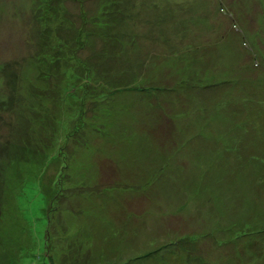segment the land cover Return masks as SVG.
Listing matches in <instances>:
<instances>
[{
  "label": "rangeland",
  "instance_id": "1",
  "mask_svg": "<svg viewBox=\"0 0 264 264\" xmlns=\"http://www.w3.org/2000/svg\"><path fill=\"white\" fill-rule=\"evenodd\" d=\"M34 1L0 0V264H264V0L69 1L147 88L99 103L39 77Z\"/></svg>",
  "mask_w": 264,
  "mask_h": 264
},
{
  "label": "trees",
  "instance_id": "2",
  "mask_svg": "<svg viewBox=\"0 0 264 264\" xmlns=\"http://www.w3.org/2000/svg\"><path fill=\"white\" fill-rule=\"evenodd\" d=\"M70 2L77 3L80 7L83 6L85 3V0H35V9L33 10V13L35 15L34 22L36 28L37 34L40 33L41 38L40 42H37L38 50L36 53L32 54L30 57V62L34 63L38 66L39 69H41V75L39 77L46 80L47 83H52L48 81L50 78L55 82L54 87L52 91L56 93V90L58 88V85L65 83H68L70 87V91L76 93H82L83 95L90 94L92 99L96 100L98 103L104 101L107 99L108 101L111 99L113 100V96L115 94L127 92V91H142L146 90V87H142L137 82L130 81L126 84L119 83L118 81L112 82L111 78L114 76H107L102 74L98 68L93 66L90 63L81 61L75 54L76 49L73 50V46L76 44L78 45V48L80 45L86 44V36L87 32H89L86 28L80 29L77 31L76 38H69L65 37L67 36L64 31H70L72 29V19L68 17V10H66V4ZM97 1V0H95ZM103 6L99 9L97 16L100 15H106L108 14L105 11H101ZM104 10L106 8L104 7ZM39 12V13H38ZM117 16V15H116ZM96 20H105L106 25L109 27L112 23L111 20L103 18H99ZM83 21L85 26H87V19L83 17ZM69 32V33H70ZM83 43V44H82ZM44 44V46H41ZM115 47H124L125 45L121 40H116V43H114ZM84 46V45H83ZM97 58L101 59V55L98 54ZM110 59H107V61L104 60L102 63H110ZM101 63V62H99ZM43 68L44 69L42 72ZM6 71V70H5ZM6 73V72H5ZM192 77V76H190ZM69 81V82H68ZM9 82H13V75L9 77ZM34 88V87H33ZM35 90H38V92H42L38 87L35 86ZM33 90V91H35ZM36 92H31L33 95ZM102 98L97 99L95 96H100ZM58 95V94H57ZM57 95H52V100H55L59 98L56 97ZM95 95V96H94ZM9 99V97H8ZM98 103L96 104V107L94 108V112L98 110ZM36 108L34 106H31L27 108L28 114V122L29 127L27 130V133H29L32 142H38L36 136L31 134L34 130L39 129V121L35 120L33 123H31L32 120V113ZM72 109V108H71ZM97 109V110H96ZM99 111V110H98ZM110 127V126H109ZM41 140V139H40ZM31 141L27 140V134L25 135V145L24 149H26V145H30ZM53 158L49 161L48 167L45 170H50L52 168V165L56 164V160L58 159V155L53 153ZM44 163H41V168L43 169ZM40 171V166H39ZM45 173V171H44ZM49 172H47L48 174ZM57 174L51 175L55 176ZM2 182L3 178L0 176ZM62 178V177H61ZM52 180V179H51ZM56 181H59L58 179ZM0 183V193L1 190L4 187V182ZM70 258L64 259V264H72L73 260H71V263H69Z\"/></svg>",
  "mask_w": 264,
  "mask_h": 264
}]
</instances>
